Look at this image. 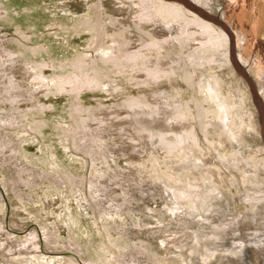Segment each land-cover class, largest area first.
<instances>
[{
	"label": "bare ground",
	"instance_id": "bare-ground-1",
	"mask_svg": "<svg viewBox=\"0 0 264 264\" xmlns=\"http://www.w3.org/2000/svg\"><path fill=\"white\" fill-rule=\"evenodd\" d=\"M79 1L84 11L69 8L70 13H65L66 6ZM220 1L233 6L243 0H56L53 12L63 11L64 16L52 14L53 18L40 27L30 25L25 31L17 27L13 34L12 39L31 54L33 61L16 62L23 53L0 49V84L3 85L0 87V105H9L15 112L13 116L18 114L22 119L31 113L40 115L57 109L55 104H39L42 99L67 96L70 103L62 108V112L69 115L70 123L66 125L71 128L62 130L47 119L44 123L59 130L58 137L74 140L79 129L90 123L87 119L91 121L105 107L117 108L114 104H120L119 96L129 94L127 98L130 96L133 104L131 110L122 117L116 113L105 115L99 121L103 128L116 130L115 139L122 140L125 135L121 127L115 125L130 120L125 125L130 130L126 146L142 144L139 147L143 152L123 155L133 157L136 165L151 166L160 162L161 157L172 156L175 152L186 157L192 148L205 154L203 161L209 162L202 166L212 175L202 182H189V190L178 191L176 196L199 197L202 185L209 189L218 186L226 191L241 206L222 223L203 222L200 230H206L215 238L223 237L218 239L221 249L246 258L250 264H264V121L259 120V123L255 119L254 114L261 112V99L249 77L253 76L264 99V35L243 24L241 6L231 8V13L227 11L224 22L213 15ZM35 2L0 0V22L16 24L26 17H33L38 7ZM83 36L88 38L81 50L73 44L69 50V45L59 48L50 43L52 37L58 40L71 37L79 42ZM5 64L13 71L4 72L2 66ZM9 90L16 92L11 96ZM98 93L101 96L91 97L92 100L99 102L107 97L114 103H81L84 95ZM251 98L255 108L251 106ZM2 113L0 110V127L19 133L42 125H20L11 120L13 116L5 119ZM257 121L263 146H243L247 136H258ZM73 145L77 152H84L79 144L74 142ZM234 146L238 148L234 149ZM2 147L0 142V151ZM215 149L222 157L216 156ZM129 163L125 165L129 166ZM159 168L164 174L171 175L180 165ZM250 173L256 176L255 181L262 183L250 180ZM108 180L111 183V178ZM28 181L20 179L24 185H28ZM245 187L249 191H244ZM153 191L155 196L151 195V189L144 190L140 200L160 205L172 202L175 196L164 188ZM146 196L149 199H144ZM90 207L95 213L96 206L90 203ZM36 237V233L30 232L18 242L5 241L1 245L2 248L7 245L4 256L11 257L16 253L14 247L25 246ZM170 237L172 241L178 238L175 234ZM195 237L192 232L185 234L189 241ZM226 239L233 243L227 244ZM32 246L33 242L26 251L37 248ZM112 260L121 262L115 252ZM69 262L74 264L72 259Z\"/></svg>",
	"mask_w": 264,
	"mask_h": 264
},
{
	"label": "rangeland",
	"instance_id": "rangeland-1",
	"mask_svg": "<svg viewBox=\"0 0 264 264\" xmlns=\"http://www.w3.org/2000/svg\"><path fill=\"white\" fill-rule=\"evenodd\" d=\"M14 1L24 3L27 0ZM46 1L52 3L46 5ZM55 1L36 0L38 7L33 17H26L16 24L0 22L1 51L5 48L11 52L23 53L24 58L20 56L19 59H15L16 62L33 61L31 54H27L24 48L12 39L13 34L17 27L25 31L30 25L40 27L57 14L64 16L63 11L53 12ZM237 3L232 6L220 1L213 15L224 22L227 11L231 13V8L241 6L240 18L243 15V19L241 18L243 24L251 26L250 28L254 31L257 29L258 34L264 35V0H243ZM111 5L110 3L109 6ZM69 8L80 12L85 10L80 1L78 4L71 3L66 6L65 13H70ZM87 38L88 36H83L82 40L77 42L71 37L60 40L52 37L50 43L59 48L69 45L67 48L69 50H71L70 45L73 44L81 50ZM62 51L65 52L64 49ZM236 57H238L237 54ZM0 59H2L1 56ZM237 60L244 67L240 59L237 58ZM6 66H2L5 69L2 71H13L10 65ZM249 77L255 92L261 99L260 114L263 111V115L255 113V119L264 121V99L253 76ZM2 86L0 84V87ZM15 92V90H9L8 94L12 96ZM127 95L129 94H121L118 98L120 104H114L118 110L117 108H99L101 111L104 108L103 112H99L98 109L99 114H95L92 117L93 120L87 119L90 123L86 124L84 129H79L74 140L58 137L59 130L50 128L44 123L47 119L57 124L62 130L71 128L67 126L70 123L69 115L62 112V108L70 103V98L67 96L42 99L39 104H55L58 106L57 109L40 115L31 113L22 119L18 114L13 116L15 112L9 105H0V110L3 111L1 115L3 118L6 117L5 119L13 116L14 118L10 117L11 120H15L14 122L20 125L42 123L40 127L31 129L33 134L30 129L19 133L10 128L0 127V142L3 145L0 151V223L2 225L0 264H70V259L74 260V264H250L246 258L237 257L233 252L221 249L218 239L223 237L215 238L206 233V230H200L203 222L217 225L227 216L234 215L237 208L241 206L235 202V199L218 186L217 189L216 186L214 189L212 187L209 189L204 185L199 197L194 195L187 197L185 194L182 197L176 196L178 191L184 193L189 190V182H202V179L204 181L207 176L212 175L202 166L203 163L206 165L209 162L203 161L205 154L192 148L186 157H184L185 154L175 152L172 156L161 157L160 162L152 163L151 166L145 163L136 165V161L133 163V157H125L133 151L143 152L139 147L142 144L126 146L130 130L125 125L130 123V120H123L115 125L116 128L121 127L126 139L116 138V140L114 137L116 130L103 128L104 125L99 121L105 115L116 113L122 117L131 110L132 100L130 96L127 98ZM95 96L99 97L101 94H86L82 97L84 101L81 103L95 104L98 101L91 98ZM253 100L251 98L250 102L255 108ZM108 102L114 103V100L106 97L98 103L107 104ZM133 103L137 104L135 101ZM94 119L95 122H93ZM74 142L76 145L79 144V148L81 147L80 149L84 152H77ZM160 146L163 145L160 144ZM243 146L249 148L263 146L260 124H258V136H247ZM237 148L238 146H234V149ZM213 152L217 157H222L220 151L215 149ZM187 159L189 162L186 164ZM127 162L131 165L130 163L129 166L125 165ZM164 165L173 167L180 165V168L172 171L171 175H166L159 168ZM248 177L252 181L256 180L253 173H250ZM108 178H111V183ZM20 179L29 180V184L24 185ZM51 180L57 182L54 183ZM255 182L262 183L261 180ZM154 188H164L173 193L175 196L172 202L154 205L140 200L144 190L147 189H151V195L155 196ZM244 191L249 189L245 187ZM144 199H149V196ZM90 203L96 206L95 213ZM244 207L251 208L246 205ZM30 232L36 233L37 237L26 242L25 246L14 247L16 253L11 257L4 256L7 245L3 248L1 245L5 241L18 242L27 237ZM188 232L196 235L191 241L185 239V234ZM173 234L178 238L172 241L170 236ZM226 241L227 244L233 243V240L226 239ZM31 242L34 244L32 248L35 246L37 248H33L31 252L26 251L31 248ZM114 252L121 262L112 260Z\"/></svg>",
	"mask_w": 264,
	"mask_h": 264
}]
</instances>
